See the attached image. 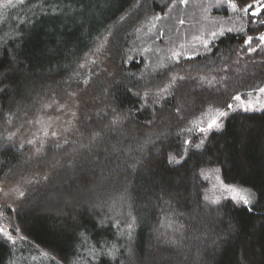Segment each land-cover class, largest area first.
<instances>
[{
	"label": "trees",
	"instance_id": "1",
	"mask_svg": "<svg viewBox=\"0 0 264 264\" xmlns=\"http://www.w3.org/2000/svg\"><path fill=\"white\" fill-rule=\"evenodd\" d=\"M176 1L12 6L18 20L0 41V179L22 187L10 215L22 236L0 235V264H264V107L232 111L206 134L192 121L264 83V12L231 0L253 5L239 28L149 66L135 30ZM84 88L72 131L25 156L15 128ZM210 170L248 187L250 203L207 198Z\"/></svg>",
	"mask_w": 264,
	"mask_h": 264
},
{
	"label": "rangeland",
	"instance_id": "2",
	"mask_svg": "<svg viewBox=\"0 0 264 264\" xmlns=\"http://www.w3.org/2000/svg\"><path fill=\"white\" fill-rule=\"evenodd\" d=\"M20 1L0 0V41L14 31L12 30V24L15 26L13 20H18L16 15L21 4L14 6L15 8L12 6ZM232 4L231 0H186V2L178 0L165 13L149 18L135 30L136 51L139 50L149 66H154L168 58L177 59L180 56L194 54L205 48V42L208 45L217 34L229 29L228 27L239 28L241 26L247 6L242 9L237 7L233 9ZM257 7L259 4L254 3L251 11H255ZM213 33L216 35L214 36ZM261 36H264V32L259 35ZM105 41L106 39L103 42ZM256 44L264 46L260 39ZM261 88H264V83L255 90L234 95L226 108L205 106L192 119L193 125L206 134L207 131L216 129V127L211 129L208 127L213 120L220 127L232 111L263 108L264 92L260 91ZM87 93L88 88H84L79 93L44 105L41 111L32 117V122L21 128H15L11 136L18 140V148L25 149V156L41 153V143L44 138L53 137L54 139L72 131L74 121L82 110L84 102L81 101L82 95ZM235 97L240 99H235ZM221 112L224 113L223 116L220 115ZM218 174L212 170L205 174L207 198L217 201L229 197L240 201L239 197L243 195L249 201L252 200V192L248 187L226 183L220 179ZM21 192L22 187L18 182L0 179V235L12 240L22 236L19 228L10 222V215L18 206Z\"/></svg>",
	"mask_w": 264,
	"mask_h": 264
},
{
	"label": "snow or ice",
	"instance_id": "3",
	"mask_svg": "<svg viewBox=\"0 0 264 264\" xmlns=\"http://www.w3.org/2000/svg\"><path fill=\"white\" fill-rule=\"evenodd\" d=\"M181 2H186V0H181ZM255 3L259 4V3H260V0H255ZM232 7H233V9H235L236 5L233 3V4H232ZM252 7H253V5L249 4V5L247 6V8L245 9V11H248V10L251 9ZM261 12H264V5H261L260 7H257L256 10L253 11L251 14H252L253 16H255V15L260 14ZM228 31H231V29H229ZM223 34H224L223 32L220 33V35H223ZM213 35L215 36L216 33H213ZM252 39H253L252 37H249L247 40H245V44H246V45H247V44H250V43L252 42ZM259 39H260L261 43H264V36L259 37ZM205 47H207V42H205ZM250 51H253V52H254V51H256V49H250ZM260 91H261V92H264V88H261ZM235 99H240V98H239V97H235ZM229 107H232V106L229 105ZM220 115L223 116L224 113L221 112ZM208 127H209V129H211V128H213V127L219 128V124H218L215 120H213V121L208 125ZM171 159H172V158L170 157V162H171ZM176 163H179V161H176ZM233 198L235 199V196H234ZM239 200L242 201L243 204H245V205H247V204L250 203L249 199H248L246 196H243V195L239 197Z\"/></svg>",
	"mask_w": 264,
	"mask_h": 264
}]
</instances>
